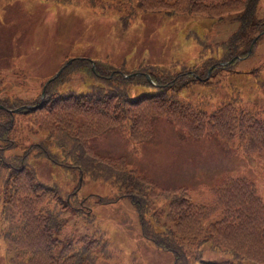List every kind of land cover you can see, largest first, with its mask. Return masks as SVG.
Here are the masks:
<instances>
[{
  "label": "trees",
  "instance_id": "obj_1",
  "mask_svg": "<svg viewBox=\"0 0 264 264\" xmlns=\"http://www.w3.org/2000/svg\"><path fill=\"white\" fill-rule=\"evenodd\" d=\"M60 1L113 17L119 32L126 31L138 15L157 11L199 15L212 21L230 14L238 26L221 41H210L206 32L193 33L199 52L192 62L172 60L163 65L139 59L126 68L108 55L64 54L63 62L68 58L71 61L57 75L53 72L41 76L32 99L15 96L0 79V186L5 191L1 213L6 221L1 235L6 243L5 264H95L92 248L96 239L88 235L66 241L54 253V233L63 227L61 209L67 202L62 196L51 200L60 192V186L35 178L34 166H27L32 156H43L77 169L81 174L78 184L90 179L119 187L122 192L105 197L106 201L128 196L139 215L142 235L158 248L171 251L173 264H188L186 251L190 248L194 250L196 264H234L202 258L199 247L205 242L211 249L230 251L238 261L244 258L264 264V201L251 179L225 174L210 188V203H195L185 185L159 187L152 178L128 168L122 156L101 155L89 143L91 137L112 126L125 128L134 139L149 138L154 118L165 116L194 136L215 131L225 144L236 140L243 153L261 151L264 159L263 116L232 101L206 111L177 98L175 92L191 79L204 78L208 66L229 67L237 56L251 53L254 45L251 50L247 49L248 44L239 46L240 31L251 24L260 3L263 15L254 24L259 32L264 31V0ZM232 56L231 63L220 64ZM40 63L34 66L39 67ZM73 74L84 83L82 88L66 86ZM149 85L153 86L151 91L141 90ZM136 89L138 92L133 93ZM40 99L35 108L14 109L23 103L37 104ZM24 124L40 135L24 145L22 153L5 154L4 148L22 143L25 135L18 128ZM78 188L76 185L65 194L68 203L70 198H76ZM214 213H218V218L204 227L202 221ZM162 216L170 224L162 223Z\"/></svg>",
  "mask_w": 264,
  "mask_h": 264
},
{
  "label": "rangeland",
  "instance_id": "obj_2",
  "mask_svg": "<svg viewBox=\"0 0 264 264\" xmlns=\"http://www.w3.org/2000/svg\"><path fill=\"white\" fill-rule=\"evenodd\" d=\"M262 15L263 4L260 3L251 24L240 31V47L248 44L250 50L255 41L249 55L239 57L229 67L207 68L204 79L196 77L176 88L177 98L206 111L232 101L264 117V31L259 32L254 24ZM114 23L113 17L96 15L85 7L60 0H0V79L15 96L33 98L41 76L53 73L63 62L64 54L108 55L126 68L139 59L163 65L179 59L192 62L199 52L193 33L206 32L210 41H221L238 26L237 21L230 19V14L212 21L199 15L162 11L138 15L123 32H119ZM25 49L31 52H23ZM35 63H40L39 67L34 66ZM76 75L71 76L66 86L82 88L84 83L76 80ZM152 88L149 85L141 90L151 91ZM18 132L25 135L22 143L4 148L5 154L22 153L23 146L40 135L26 124L18 128ZM89 143L101 155L122 156L128 168L152 178L159 187L185 185L195 203H210V188L225 174L251 179L264 201L261 151L243 153L236 140L225 144L215 131L194 136L169 118L158 116L154 118L149 138L134 139L125 128L112 126L91 137ZM28 160L27 166H34L35 178L60 186V192L51 200L62 196L67 202L61 209L64 225L54 233L57 238L54 253L66 241L86 234L96 239L92 248L95 264H173L171 251L158 248L142 235L139 215L128 196L106 201L105 197L122 192L119 187L85 179L77 189L76 198H70L68 203L65 194L77 185V169L48 158L32 156ZM4 194L0 188V209ZM217 218L218 213H214L204 219V227ZM160 221L170 224L164 216ZM4 225L0 211V264H5L6 243L1 235ZM199 252L204 259L254 264L244 258L238 261L228 250L211 249L207 242L199 247ZM193 254L192 248L186 251L188 264H196Z\"/></svg>",
  "mask_w": 264,
  "mask_h": 264
},
{
  "label": "water",
  "instance_id": "obj_3",
  "mask_svg": "<svg viewBox=\"0 0 264 264\" xmlns=\"http://www.w3.org/2000/svg\"><path fill=\"white\" fill-rule=\"evenodd\" d=\"M68 61H69V60H68ZM68 61H67V62H68ZM229 61H231V60H229ZM42 93H43V91H42Z\"/></svg>",
  "mask_w": 264,
  "mask_h": 264
}]
</instances>
